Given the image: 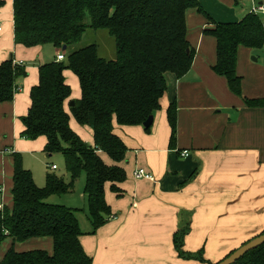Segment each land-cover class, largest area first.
Listing matches in <instances>:
<instances>
[{
    "label": "trees",
    "instance_id": "obj_1",
    "mask_svg": "<svg viewBox=\"0 0 264 264\" xmlns=\"http://www.w3.org/2000/svg\"><path fill=\"white\" fill-rule=\"evenodd\" d=\"M244 1L233 3L240 7ZM4 3L0 0V9ZM261 4L257 7L264 6V0ZM192 10L205 16L210 28L204 32L215 39L213 73L225 78L231 94L242 98V79L236 73L238 49L258 52L264 47V19L252 11L237 23H216L198 0H12L14 45L37 48L50 44L61 51L58 56L64 57L37 67L38 81L30 89L27 113L20 118L19 137L25 141L44 139L42 151L49 157L61 153L70 181L65 183L47 174L45 186L39 188L31 172L23 168L21 156L10 154L12 207H0V246L8 238L13 243L50 238L53 247L51 254L43 250L18 253L10 248L0 264H92V258L81 246L83 234L75 211L48 204L47 200L71 192L84 173L90 234L94 235L113 217L105 201V186L109 185L117 197L120 195L119 185L126 175L118 164L127 151L114 134L113 123L142 127L160 109L166 74L180 79L190 70L194 50L187 41L186 15ZM88 30L107 32L114 41V59L99 57L97 43L77 46ZM65 71L71 72L78 82V99H71ZM27 75L24 64L15 63L12 58L0 64V104L13 101L19 82ZM243 102L250 109H264V96L243 98ZM71 118L90 129L93 146L73 132ZM166 119L169 148L173 149L175 103L167 108ZM150 129L144 130L148 133ZM100 153L113 164H105ZM195 175L196 172L188 181ZM189 231L188 215L172 238L177 257L212 264L203 258L202 249L195 253L183 251ZM234 264H264V245Z\"/></svg>",
    "mask_w": 264,
    "mask_h": 264
},
{
    "label": "crops",
    "instance_id": "obj_2",
    "mask_svg": "<svg viewBox=\"0 0 264 264\" xmlns=\"http://www.w3.org/2000/svg\"><path fill=\"white\" fill-rule=\"evenodd\" d=\"M198 2L216 23H237L249 13L236 14L233 0ZM256 2L262 5V0ZM8 3L10 33H5L0 15V64L10 58L24 64L22 58H15L19 51L34 53L42 47L14 45L12 0ZM211 7H218V12L213 13ZM203 16L194 10L187 12V41L194 59L182 78L166 74V90L150 131L113 123L114 134L127 149L118 164L126 178L119 185L118 197L105 186V201L113 217L94 235L80 239L92 264H201L179 259L173 248V235L188 215L190 231L183 251L202 249L203 258L212 264L264 231V109H250L243 102V98L264 96V68L258 71L254 65L255 51L239 48L236 73L242 79V98L231 94L225 78L212 71L216 42L204 32L210 26ZM99 51L98 47L99 57L108 60ZM33 77L29 80L32 87L37 84V73L34 81ZM29 92L19 91L12 102L0 104V148L16 146L22 130L20 118L30 106ZM171 103L177 107L173 149L169 148L166 119ZM183 151L188 157H181ZM100 155L105 164H113L105 154ZM137 168L149 172L153 181L133 179ZM194 172L195 177L188 181ZM12 176V157L0 156V207H12ZM34 183L39 187L36 180ZM52 247L50 238L24 243L8 238L0 246V261L10 248L18 253L43 250L51 254Z\"/></svg>",
    "mask_w": 264,
    "mask_h": 264
},
{
    "label": "rangeland",
    "instance_id": "obj_3",
    "mask_svg": "<svg viewBox=\"0 0 264 264\" xmlns=\"http://www.w3.org/2000/svg\"><path fill=\"white\" fill-rule=\"evenodd\" d=\"M5 2L6 3L4 9L0 11L1 12L0 15H1V21L3 22V26L5 28V33H10L9 32L10 9H9L8 0H6ZM257 4L258 2H256V0H245L240 5V7L235 9V13L236 14L238 13V15H243L244 13H246L244 11L250 12L253 8L257 6ZM211 11L213 13L218 12V7L216 8L211 7ZM257 14L261 16L262 19H264V15H262L259 12H257ZM93 43H97L100 49L99 51L100 55H103V53H105L106 54V56H104L105 58H107L108 60L114 59L115 56V53L113 52L114 41L107 34L106 31L88 30L84 35L82 41L77 46L84 47ZM111 52H113V54ZM58 53H61V51H59L57 48H55L53 45L50 44L44 45L39 50H36L34 53L31 52L22 53V51L21 52L19 51L15 58L23 59V61L25 62L24 63L25 70L28 73V78L22 79L19 82L18 84L19 91L20 92L24 91L28 95V91H30V88L32 87L30 86L31 84L29 83V80L32 76H34L32 79L34 81L35 75L37 73V71L34 70V67L36 69V66L38 65H43L52 62L54 59L57 58ZM254 56H256L255 57L256 62L254 65L257 67V70L260 71L262 68H264V47L262 48V50L256 52ZM64 76L71 89V99L78 98L79 88L76 78L71 72L66 73ZM19 91L17 92V94H19ZM70 123L72 125L73 132L77 134V136L84 143L90 146L94 145L93 137L90 129H88L87 127H82L77 125L72 118ZM10 147L12 148H8V147L0 148V156L1 157L10 156L11 153L19 154L22 159L23 168L31 172L32 177L34 178L33 180H36V183L40 188H43L45 186L47 174L55 175L58 179L64 181L65 183H68L70 181L69 175L66 171L65 162L62 154L55 153L49 157L43 153L42 149L44 147V139L39 138L36 141H25L24 139L21 140V138L17 136L16 146L13 147L12 145ZM103 157L108 159L106 155H103ZM46 165L50 167L55 166L56 170H51L50 167ZM84 185H85V174L82 173L79 176L78 180L75 182L73 190L71 192L60 196L53 195L49 197V199L47 200L48 204L61 205L75 211L81 232L83 234L82 240L89 238V236H91L90 234L91 225L88 219L87 201H86V196L84 194Z\"/></svg>",
    "mask_w": 264,
    "mask_h": 264
},
{
    "label": "water",
    "instance_id": "obj_4",
    "mask_svg": "<svg viewBox=\"0 0 264 264\" xmlns=\"http://www.w3.org/2000/svg\"><path fill=\"white\" fill-rule=\"evenodd\" d=\"M66 47L62 48V51H65ZM253 62H256L255 58H252ZM72 106L73 103H70ZM153 124V117H149L142 125L144 129H148L152 126ZM264 245V233L251 239L244 245H242L240 248L235 250L233 253L228 255L226 258H224L222 261H220L217 264H234L238 260H240L245 254H247L250 251H253L257 249L258 247Z\"/></svg>",
    "mask_w": 264,
    "mask_h": 264
},
{
    "label": "built area",
    "instance_id": "obj_5",
    "mask_svg": "<svg viewBox=\"0 0 264 264\" xmlns=\"http://www.w3.org/2000/svg\"><path fill=\"white\" fill-rule=\"evenodd\" d=\"M251 11L254 12V13H256V14H257V12H259L262 15H264V6H262V7H257L256 6ZM63 59H64V57L60 55V56L57 57V60L56 61H62ZM18 64H22V63L20 62ZM181 157H184V158L188 157V152L187 151H183L181 153ZM50 169L51 170H56V167L55 166H51ZM132 177L135 180L153 181V176L149 172H147L145 169H143V168H137L133 172Z\"/></svg>",
    "mask_w": 264,
    "mask_h": 264
}]
</instances>
